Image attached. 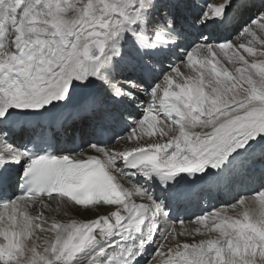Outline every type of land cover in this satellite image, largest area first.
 <instances>
[{
	"label": "snow or ice",
	"instance_id": "snow-or-ice-1",
	"mask_svg": "<svg viewBox=\"0 0 264 264\" xmlns=\"http://www.w3.org/2000/svg\"><path fill=\"white\" fill-rule=\"evenodd\" d=\"M0 264H264V0H0Z\"/></svg>",
	"mask_w": 264,
	"mask_h": 264
}]
</instances>
